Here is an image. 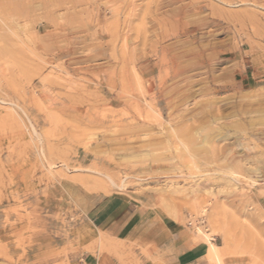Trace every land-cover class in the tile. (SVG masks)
Instances as JSON below:
<instances>
[{"label":"rangeland","instance_id":"rangeland-1","mask_svg":"<svg viewBox=\"0 0 264 264\" xmlns=\"http://www.w3.org/2000/svg\"><path fill=\"white\" fill-rule=\"evenodd\" d=\"M163 216L264 264V0H0V264H167Z\"/></svg>","mask_w":264,"mask_h":264},{"label":"crops","instance_id":"crops-1","mask_svg":"<svg viewBox=\"0 0 264 264\" xmlns=\"http://www.w3.org/2000/svg\"><path fill=\"white\" fill-rule=\"evenodd\" d=\"M161 227L166 237L170 239L167 264H208L209 243L207 241L195 240L189 236L187 241L184 240L182 226L169 216L161 218Z\"/></svg>","mask_w":264,"mask_h":264},{"label":"bare ground","instance_id":"bare-ground-1","mask_svg":"<svg viewBox=\"0 0 264 264\" xmlns=\"http://www.w3.org/2000/svg\"><path fill=\"white\" fill-rule=\"evenodd\" d=\"M196 1V0H195ZM192 5V4H191ZM173 12V11H172ZM170 15V14H169ZM177 16V15H176ZM178 19V18H177ZM210 255L212 256V258H214L215 260H217L218 262L220 261V256H219V252H218V247L216 245H214L212 242L210 243V251H209Z\"/></svg>","mask_w":264,"mask_h":264},{"label":"built area","instance_id":"built-area-1","mask_svg":"<svg viewBox=\"0 0 264 264\" xmlns=\"http://www.w3.org/2000/svg\"><path fill=\"white\" fill-rule=\"evenodd\" d=\"M205 221L202 219V223H204ZM189 224H192V222L190 221Z\"/></svg>","mask_w":264,"mask_h":264}]
</instances>
